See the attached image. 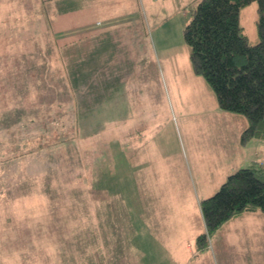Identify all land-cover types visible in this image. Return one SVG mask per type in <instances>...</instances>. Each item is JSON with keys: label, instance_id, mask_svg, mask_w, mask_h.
<instances>
[{"label": "rangeland", "instance_id": "374dc122", "mask_svg": "<svg viewBox=\"0 0 264 264\" xmlns=\"http://www.w3.org/2000/svg\"><path fill=\"white\" fill-rule=\"evenodd\" d=\"M171 1L174 5L162 0H0V264H146V244L139 245L136 263L132 258L133 245L144 242L135 233L140 195L145 212L153 208L152 196L179 180L178 186L172 182L175 196L183 199L182 191L190 189L200 202L221 187L207 188L214 177L264 161L263 139L253 138L248 146L241 141L246 116L221 109L212 87L193 70L184 29L200 0ZM101 17L112 21L106 32L86 27ZM258 18L257 0L241 9L251 43L259 41ZM88 30L73 55L96 76L98 87L105 86L107 105L117 99L115 82L122 78L127 123L134 117L143 134L155 131L136 180L133 149L127 148L119 168L115 122L108 123L104 136L81 139L78 146L58 152L56 144V155L40 145V134L51 127L57 132L61 119L75 109L69 107L74 88L67 68L61 69L58 39ZM143 119L149 124L143 126ZM95 174L102 189H95ZM163 182V190L154 188ZM238 215L206 245L229 237L225 264H245L249 246L260 243L252 230L264 228L263 218ZM238 245L244 246V260ZM200 252L196 259H209L207 248ZM212 253L214 261L206 264H217Z\"/></svg>", "mask_w": 264, "mask_h": 264}, {"label": "trees", "instance_id": "16d2710c", "mask_svg": "<svg viewBox=\"0 0 264 264\" xmlns=\"http://www.w3.org/2000/svg\"><path fill=\"white\" fill-rule=\"evenodd\" d=\"M253 1L256 0H200L192 10L191 18L184 29L185 40L191 48L190 59L194 72L203 76L212 87L221 109L242 114L248 119V125L241 133V141L244 144L253 138L264 140V0H257V43L250 42L241 24V9ZM99 19H95L94 23L86 27L96 26L101 29L100 22L97 23ZM89 32L91 31L69 34L58 39L62 48L61 69L67 68V77L74 88L73 92L68 93L72 96L69 107L75 109L69 112L67 119H61L57 132L55 127H51L40 134L42 149L51 155H56L64 147L78 146L81 139L100 134L104 136L110 122H115L119 128L121 120L122 129L127 133L134 129L131 124L133 122L127 123V111L124 109L126 101L122 102L120 99L123 96L119 84L122 78L119 77L120 82H115V85H118L117 99L113 100L112 97L107 105L105 86L98 87L96 76L85 69L80 56L73 55L75 51L72 50L75 49L76 43L88 39L86 34ZM104 40L106 42V39ZM90 81H93V85H90ZM96 94L102 98H96ZM73 102H76L77 106H74ZM130 105L128 102V107ZM62 106H65L64 102ZM116 107L117 116L114 115ZM128 137L122 155V166L119 168L123 167L127 148L133 149L136 141ZM25 138L28 142V137ZM98 141L103 143V138ZM56 144L58 152L55 151ZM132 152L134 154V149ZM96 157L100 163L103 161L101 154ZM100 172L103 174L102 170ZM95 178V189H102L100 174H95ZM201 210L206 232L198 237L200 248L206 247L209 236L232 217L247 210L264 212V162L254 161L250 166L230 173L213 195L202 199Z\"/></svg>", "mask_w": 264, "mask_h": 264}, {"label": "crops", "instance_id": "0c3cea01", "mask_svg": "<svg viewBox=\"0 0 264 264\" xmlns=\"http://www.w3.org/2000/svg\"><path fill=\"white\" fill-rule=\"evenodd\" d=\"M146 1H155V0H146ZM171 1V0H169ZM168 0H162V5L165 3L168 5H174V2H169ZM179 0H177V3ZM187 10V9H186ZM110 20V21H108ZM100 22L101 30L103 32H106V28L108 27V24H112L111 19H106L102 21L99 19L97 23ZM102 22V23H101ZM111 49V48H110ZM109 51V45L107 44L105 46V49L103 51V54H107L106 52ZM130 102L135 103V99L130 100ZM152 120V119H151ZM131 122L134 123V129L131 131H123L122 129V121H119V128H118V135H119V142H118V162L119 167L122 166V155L123 151H125L126 146L125 142L127 139V136H129V139H136L140 134H143L141 131V127L139 128L136 125L135 118H131ZM149 120L143 119L142 125L146 126L149 124ZM248 125V124H247ZM155 131L151 129H147L145 133L143 134V141L138 142L135 141V144L133 146L134 149V164L136 165L135 169V177L139 178V170L138 166H141V162H145L146 158L145 156L148 153L150 142L149 140L152 139L153 133ZM128 134V135H127ZM123 139V142H122ZM262 139V138H261ZM252 141L250 140L245 144V146L251 145ZM264 145V142H262ZM246 159L242 158L240 160L243 161V164H246ZM248 161V159H247ZM255 161V160H254ZM253 161V162H254ZM264 162V161H262ZM235 167H233L231 170H234ZM230 172V171H228ZM227 172V174H228ZM224 172L222 173L221 177H214L212 181L207 185V188H213L216 186V184H223V182L226 180L228 175H225ZM179 180H172L169 182V189L163 191L160 196H152V205L153 208H146L145 212H143V209L145 207V200L140 195H136L137 202L139 204L138 208L141 209V213L139 214V220H140V229L135 232L138 239L139 235L143 237L144 242L143 243H135L133 245L134 248V254L132 255L134 263H136L139 260V248L140 246L145 245V252H148V262L146 264H206L207 262L214 261V258H211V255L214 254L212 252L215 251L217 256V264H225L227 261V246H231L232 241L228 237L226 239H217L213 241L212 245L206 246L204 248H200L199 244L197 243V237L204 233L206 230V224L203 217V213L200 206V198L198 196H194L192 191L190 189H186L182 191V194L184 195L183 199L178 198L175 196L173 188H172V182L178 186ZM164 185L166 183L163 182L162 185H155L154 188H160L163 190ZM212 190V189H211ZM214 194V193H213ZM212 194V195H213ZM211 196V195H210ZM172 197V198H171ZM209 197V196H208ZM206 198V197H205ZM139 199V200H138ZM169 199V200H168ZM204 199V197H203ZM168 200V204L165 205L164 202ZM134 211V208H132ZM255 214L257 217H261L264 219L263 211L260 210H247L242 213H240L238 216H243L245 218H250L252 215ZM201 216L203 218V226H201ZM253 234H256L254 238H257L260 243L251 244L249 246V253L248 257L249 259L246 260L245 264H264V249L261 248V245H264V228L261 227V229H254L252 230ZM217 235V234H216ZM248 235H244L243 240H247ZM231 241L230 244L227 242ZM140 245V246H139ZM241 245H238L237 249L238 251L242 252V259L244 254V246H242V250H240ZM208 249L210 252L209 259L201 260L196 259L198 255H200L204 249ZM136 251H138V254H136ZM238 257H240V254H238ZM141 259V257H140Z\"/></svg>", "mask_w": 264, "mask_h": 264}]
</instances>
